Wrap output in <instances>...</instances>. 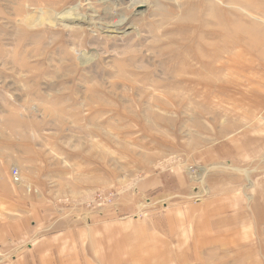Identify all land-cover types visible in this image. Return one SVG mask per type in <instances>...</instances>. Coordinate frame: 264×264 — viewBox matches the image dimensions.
Segmentation results:
<instances>
[{
	"label": "rangeland",
	"instance_id": "rangeland-1",
	"mask_svg": "<svg viewBox=\"0 0 264 264\" xmlns=\"http://www.w3.org/2000/svg\"><path fill=\"white\" fill-rule=\"evenodd\" d=\"M213 44L240 58L204 55ZM188 65L206 87L185 86ZM208 200L229 239L190 255L205 241L187 211ZM31 212L52 233L96 225L95 251L128 246L98 264H264V0H0V223L20 219L0 264L40 235Z\"/></svg>",
	"mask_w": 264,
	"mask_h": 264
},
{
	"label": "crops",
	"instance_id": "crops-1",
	"mask_svg": "<svg viewBox=\"0 0 264 264\" xmlns=\"http://www.w3.org/2000/svg\"><path fill=\"white\" fill-rule=\"evenodd\" d=\"M216 202L217 201L214 200H208L206 202L195 204L193 206L191 205L189 207L191 209L188 210L187 213H192L191 211L193 210L199 211V215L194 217V223L190 221L191 216H186V214L185 218L182 215L180 216L181 218H168L169 228L172 229V234H178V236L173 235V238H180V225H182V218H184V222L189 221L194 225V235H196L194 239L197 241H200V239L205 241V244L203 246L193 247V249H195L194 251H197V249L202 251L203 247L215 246L216 244L220 243L226 244L229 239L228 232L230 228V217L227 215L224 216L223 214H214V212H220L219 209L213 208ZM221 202V211H227L226 207L229 205V202L226 201L225 204L223 200ZM28 214H31V216L33 215V219L31 218V220H29L28 222L25 218L22 220L23 222H27V224L30 222L29 224L32 225V228L28 226V237L33 232H36L35 234L39 233L40 235L36 236V239L34 240L33 244L28 247L27 251H25V253L21 257L13 261L15 262L13 264H98L97 259H94L96 255L98 256V259L100 256H102L105 262L107 256H109V258L110 256H113L116 260L118 256L116 249L119 250L118 248L123 249L124 247H128L125 243L120 242L119 244H117L115 243L116 241H113L112 243L109 240L105 248L102 249L101 246H99L98 251H95L92 248L94 242L93 238L97 229L96 225H94L93 227L91 226L86 228L84 222L77 220L76 222H73L74 224L68 226L69 222L66 221V219H68L66 218L60 222L62 223L61 225H59L60 228L55 229L52 233L50 231L51 228L53 229L52 224L44 226V223L42 222L43 224L41 223V225L39 224V217H35L33 212ZM2 216L5 215L3 214ZM234 219L236 222H240V217H235ZM19 222L20 219L15 220L13 224L0 223V234L2 235L4 233H9L8 229H10L12 225H16ZM161 227L162 229H164V222L161 223ZM26 228L27 226L25 227V229ZM37 228L39 229L38 232ZM86 231L90 233L91 236L86 233ZM231 232L235 233L239 231L236 230ZM207 233L209 235H205ZM197 235L199 236L197 237ZM202 235L205 236L202 237ZM30 237L32 238L33 235H30ZM87 239H89L88 247H82L80 244H86ZM144 245L145 244H141L135 247V249L138 250V253L136 252L137 254H140V251L144 249ZM146 248L148 247L146 246ZM199 253V251L189 252L190 255H199Z\"/></svg>",
	"mask_w": 264,
	"mask_h": 264
},
{
	"label": "bare ground",
	"instance_id": "bare-ground-1",
	"mask_svg": "<svg viewBox=\"0 0 264 264\" xmlns=\"http://www.w3.org/2000/svg\"><path fill=\"white\" fill-rule=\"evenodd\" d=\"M142 3H138V4L141 6V5H143ZM91 12H93V11H91ZM59 18L60 19L62 18V20L71 19L74 21L84 22V23H91L92 22L91 18L87 14H86V16H83L77 12L62 13L61 15L58 16L57 19H59ZM57 19H55V20H57ZM49 20H51V19H49ZM94 28H95V26H94ZM129 28H132V27L130 25L127 26L125 23L107 24L105 27L106 31H108L109 33L110 32L111 33H121V32H124L125 30H127ZM229 35L233 38L234 44H240V28H237V30H235V29L232 30ZM222 47H223V45H219V44H215V45L213 44V47H211V48H210V46H207V47L205 46L204 47V55L206 53V55H211L217 60L226 59L227 57H230L231 59L240 58V54L225 55V52H223ZM227 47H228V45L226 46V49H227ZM204 55H202L203 58H205ZM208 68H209L210 72L216 73V74H219L222 71V69H221L222 67L220 69H215V67H212V65H208ZM182 69L186 73H188V74L190 73L191 75H194V76L186 77V81L188 82V85H185V86H190L191 89H194L195 88L194 85H201V86L206 87V84H208L206 79H205L206 76L204 75L203 72H197L198 70L192 69L190 65H188L186 68L183 67ZM175 73H176V71H175ZM173 75H174V73H173ZM174 77H176V76L174 75Z\"/></svg>",
	"mask_w": 264,
	"mask_h": 264
},
{
	"label": "built area",
	"instance_id": "built-area-1",
	"mask_svg": "<svg viewBox=\"0 0 264 264\" xmlns=\"http://www.w3.org/2000/svg\"><path fill=\"white\" fill-rule=\"evenodd\" d=\"M13 172H14V173H13V175H14V179H15V180H18V176H17V174H18V170H14Z\"/></svg>",
	"mask_w": 264,
	"mask_h": 264
}]
</instances>
